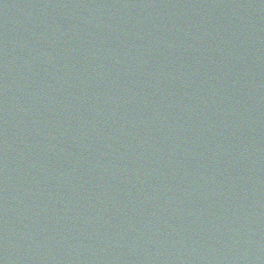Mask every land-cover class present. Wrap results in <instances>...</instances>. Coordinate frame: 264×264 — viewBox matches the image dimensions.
Instances as JSON below:
<instances>
[{
  "label": "water",
  "instance_id": "95a60500",
  "mask_svg": "<svg viewBox=\"0 0 264 264\" xmlns=\"http://www.w3.org/2000/svg\"><path fill=\"white\" fill-rule=\"evenodd\" d=\"M0 264H264V83L0 136Z\"/></svg>",
  "mask_w": 264,
  "mask_h": 264
}]
</instances>
